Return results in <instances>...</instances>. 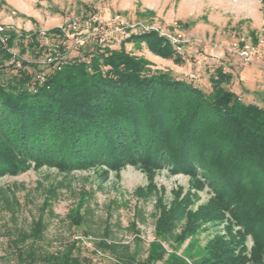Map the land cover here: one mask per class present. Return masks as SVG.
<instances>
[{"label":"rangeland","instance_id":"374dc122","mask_svg":"<svg viewBox=\"0 0 264 264\" xmlns=\"http://www.w3.org/2000/svg\"><path fill=\"white\" fill-rule=\"evenodd\" d=\"M4 1L0 26L18 35L9 50L14 59L6 66L21 59L48 73V64L59 56L58 45L63 58L99 46L125 47L153 70L187 80L206 94L220 69L230 75L225 89L264 105V0ZM55 28L63 36L52 37ZM152 31L171 43L181 64L156 55L145 40L131 41ZM18 69L33 70L19 61L6 68L2 80L11 81ZM214 196L190 175L168 167L148 173L132 165L62 170L27 163L18 173L0 175V264H45L41 256L67 252L74 244V256L87 264H175L179 258L200 264L212 241L240 239L242 230L228 214L214 210ZM207 207L210 218L184 234L191 215ZM176 209L181 212L175 219H180L172 222V231L158 234L160 219L170 213L175 217ZM242 241L250 256L253 239Z\"/></svg>","mask_w":264,"mask_h":264},{"label":"trees","instance_id":"16d2710c","mask_svg":"<svg viewBox=\"0 0 264 264\" xmlns=\"http://www.w3.org/2000/svg\"><path fill=\"white\" fill-rule=\"evenodd\" d=\"M9 33L0 42V175L18 173L27 163L62 170L132 165L148 173L168 167L212 189L214 210L228 214L242 229L240 239L230 233V240L212 241L200 264H264V105L245 102L225 89L230 75L220 69L206 94L187 80L153 70L125 47L117 51L99 46L83 56L63 58L58 45L59 56L48 64V73L21 59L6 66L5 61L14 59L9 50L18 36ZM49 34L61 37L63 31L55 28ZM133 40H145L156 55L177 64L182 60L155 31ZM19 61L33 70L18 69L11 81L2 80L6 68H15ZM182 206L186 213L187 204ZM208 211L211 207L191 215L195 222L190 219L184 234L194 233L198 222L209 219ZM180 212L176 209L175 217L164 214L158 234H169ZM39 233L37 226L34 234ZM248 236L254 241L250 256L242 241ZM76 248L74 244L40 261L87 264L74 256ZM28 252L33 260V249ZM22 253L18 250L20 258ZM175 264L188 263L179 258Z\"/></svg>","mask_w":264,"mask_h":264},{"label":"built area","instance_id":"2783aa9c","mask_svg":"<svg viewBox=\"0 0 264 264\" xmlns=\"http://www.w3.org/2000/svg\"><path fill=\"white\" fill-rule=\"evenodd\" d=\"M13 31L11 28L8 30L5 27L0 26V42L5 43L8 40V33Z\"/></svg>","mask_w":264,"mask_h":264}]
</instances>
